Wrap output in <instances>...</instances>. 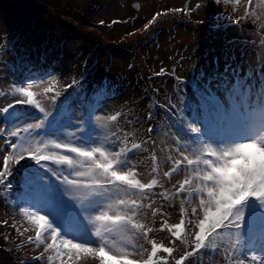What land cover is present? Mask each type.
<instances>
[{
	"label": "snow or ice",
	"instance_id": "obj_1",
	"mask_svg": "<svg viewBox=\"0 0 264 264\" xmlns=\"http://www.w3.org/2000/svg\"><path fill=\"white\" fill-rule=\"evenodd\" d=\"M224 3L236 12L241 0ZM262 14L264 0H246L234 22L255 25ZM161 15L167 12L143 30ZM255 31L257 59L245 74L227 64L224 73L198 72L186 82L191 95L181 89L179 104L166 106L169 167L162 171L153 151L147 177L136 157L148 141L117 127L121 113L104 112L110 86L97 85L89 97L73 80L61 99L59 80L49 73L0 90L11 97L0 105V197L12 196L27 224L11 225L17 235L34 233L22 244L42 247L37 259L47 264H215L218 256L225 264H264V35ZM155 198L161 204L154 208ZM176 200L179 222L164 219L159 229L170 234L165 246L151 238L156 229L146 221L167 216L162 209ZM177 243L184 249L178 258Z\"/></svg>",
	"mask_w": 264,
	"mask_h": 264
},
{
	"label": "rangeland",
	"instance_id": "obj_2",
	"mask_svg": "<svg viewBox=\"0 0 264 264\" xmlns=\"http://www.w3.org/2000/svg\"><path fill=\"white\" fill-rule=\"evenodd\" d=\"M245 2L246 0H241L239 11L234 12V5L225 4L224 0L219 3L216 0H0V90L10 91L13 82L30 74L46 76L51 73L59 80L57 90L61 92V99L67 95L63 85L73 80L82 83L83 88L88 91L87 87L98 85L91 80L92 69L88 65L91 53L86 56V60L80 61L73 53H77L78 44L89 52L101 51L104 66L110 65L121 82L119 87L109 90L104 112L121 113L122 119L117 127L130 134L135 133L137 139L142 132L145 134L140 139L148 143L143 144V150L136 157L145 177L151 172L152 161L149 156L153 151L159 157L161 170H168L165 159L167 149L172 146L171 135L167 132L169 116L167 111L160 110L157 117L152 114L149 119V113L153 111L151 107L157 105L166 109L167 105H178L183 97L181 89L191 95V86H186V82L198 72L202 71L206 75L224 73L227 64L230 66L229 72L236 69L243 75L250 65H255L257 49L253 44L259 46L255 29L260 27V34L264 35V27H261L264 25V14L255 25L251 21L235 23V18L243 12ZM135 3H138L137 8ZM198 3L200 7L196 9L195 5ZM25 4L32 6L27 9ZM182 8L193 10L190 14L169 11ZM164 12L167 15H161L151 29L143 30L156 13ZM23 27L29 33L21 30ZM67 27L70 30L66 34ZM71 34L72 38L69 37ZM25 35L31 38L34 35L30 42H39L49 51L33 59L28 66L20 68L22 61L16 54L18 49L24 47ZM94 36L99 40L98 45L91 41ZM60 46L64 47L63 52L59 51ZM176 77H181L185 83H181ZM88 80H91L89 84ZM156 90L166 92L159 96L158 101L154 97ZM71 91L68 89V92ZM133 93H136V97L131 100ZM10 99L11 97H0V105H5ZM44 103L46 107H50L46 101ZM123 108H130L132 111L125 112ZM124 113L130 116H125ZM156 125L160 127L158 134L155 132ZM150 126L154 128L153 133L147 131ZM152 139L157 142L155 149L151 145ZM0 147L3 145L0 144ZM183 175L184 173L174 175L171 183L182 179ZM14 183L19 182L16 180ZM155 199L154 208L161 204L158 198ZM162 210L168 215H157L154 220L149 215L146 222L156 229L151 238L157 243L170 246V234L159 229L164 219L169 224L179 222L180 201L176 200L172 207ZM4 221L8 224L5 225ZM13 223L18 227L22 224L27 227L17 211L15 200L5 194L0 197V264H47L46 258L37 259L43 251L42 247L37 249L32 245L22 244L24 237L34 233L26 232L24 237L18 236L11 227ZM183 251V246L177 243L174 256L178 258ZM204 264L213 262L205 259ZM215 264H225L223 257L218 256Z\"/></svg>",
	"mask_w": 264,
	"mask_h": 264
},
{
	"label": "trees",
	"instance_id": "obj_3",
	"mask_svg": "<svg viewBox=\"0 0 264 264\" xmlns=\"http://www.w3.org/2000/svg\"><path fill=\"white\" fill-rule=\"evenodd\" d=\"M23 2V1H22ZM33 3H37V1H33ZM13 6V5H12ZM30 6H32V4L30 5ZM30 6H28V5H26L25 4V8L27 7V9H29L30 8ZM13 9H15L14 8V6H13ZM15 14V13H14ZM21 30H23L24 32H27V33H29L28 31H27V29H25V27H23ZM69 28L67 27V29H66V34L69 32ZM72 35L73 34H71L69 37H71L72 38ZM33 37H34V35H33ZM33 37L31 38V36H28V35H25L24 36V41H25V43H24V47L23 48H20V49H18V51H17V54H16V56H17V58L18 59H20L21 61H22V63H21V65H20V68H22V67H24V66H28L32 61H33V59H37L38 58V56L39 55H43V54H45V53H47L48 51H49V49L47 48V47H43V46H41L40 45V43L38 42L37 44L36 43H34V42H30V40L31 39H33ZM49 38V37H48ZM75 38V37H74ZM69 40V39H68ZM77 40V39H76ZM91 41L92 42H94L95 44H97L98 45V38L97 37H92L91 38ZM23 42V41H22ZM30 47H32V48H30ZM76 48H78V50H77V53H73V55H74V57H76V59L77 60H86L87 58H86V56L88 57L89 56V53H91V57L89 58V62H88V65H89V67L92 69L91 71H92V76H91V80L93 81V82H96V83H98V85L99 84H104L105 86H111L110 87V89H105V91L106 92H109V90L111 91V90H113V88H115V87H119V83H121V82H119V77L118 76H115L114 75V73L112 72V70L110 69V65L107 67V66H104V62H103V60H102V55H103V52H101V51H95V50H91L90 52L88 51V49H86V48H84V47H82V45H80V44H78L77 46H76ZM59 51L60 52H63L64 51V47H61L60 46V48H59ZM84 53V54H83ZM78 54V55H77ZM78 56V57H77ZM82 56H84L83 58H82ZM20 64V63H19ZM104 68H107V69H104ZM101 77H103L102 78V81H99V79L101 78ZM104 79V80H103ZM91 80H88V84H89V82L91 81ZM81 85H82V89H77V91H83L84 90V92L89 96V97H91L92 95H93V89L95 88V87H87V89H88V91L87 90H85L84 88H83V84L81 83ZM134 88H135V86H133ZM133 88V89H134ZM163 90V89H162ZM155 92H157V94H155L154 95V97H155V99H156V101H158V99L160 98L159 96L161 95V96H163V95H165L166 94V92H163V93H161L162 91H160V92H158V90H156ZM136 93H133V98H131V100H134L135 98L134 97H136V95H135ZM126 100V99H125ZM107 101V100H106ZM155 101V100H154ZM116 102H119V101H117L116 100ZM133 102V101H132ZM101 103H103V101L101 102ZM128 107H129V104L128 103H125ZM162 108H165V107H161V106H157V105H154L153 107H151V109L153 110V111H151V113L152 114H154L156 117H157V115H158V113L160 112V110H163V111H167L166 109H162ZM124 110H125V112H127V111H132L130 108L128 109V108H123ZM112 112V111H111ZM118 112V111H117ZM116 111H113L111 114H115V113H117ZM119 113V112H118ZM108 114H110V113H108ZM110 114V115H111ZM124 115L125 116H130L129 114H127V113H124ZM143 137H145V134L142 132L141 133V139L143 138ZM138 139V142H140L141 141V139ZM17 181L19 182V178L17 179Z\"/></svg>",
	"mask_w": 264,
	"mask_h": 264
},
{
	"label": "water",
	"instance_id": "obj_4",
	"mask_svg": "<svg viewBox=\"0 0 264 264\" xmlns=\"http://www.w3.org/2000/svg\"><path fill=\"white\" fill-rule=\"evenodd\" d=\"M134 5H135L136 8L138 7V3H135Z\"/></svg>",
	"mask_w": 264,
	"mask_h": 264
}]
</instances>
